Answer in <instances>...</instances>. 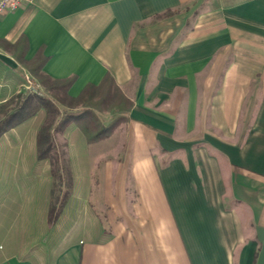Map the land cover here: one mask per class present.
<instances>
[{
  "label": "crops",
  "instance_id": "1",
  "mask_svg": "<svg viewBox=\"0 0 264 264\" xmlns=\"http://www.w3.org/2000/svg\"><path fill=\"white\" fill-rule=\"evenodd\" d=\"M38 56L71 96L110 73L133 105L59 137L53 221L46 109L0 136V264H264V0H33L0 16V103Z\"/></svg>",
  "mask_w": 264,
  "mask_h": 264
},
{
  "label": "trees",
  "instance_id": "2",
  "mask_svg": "<svg viewBox=\"0 0 264 264\" xmlns=\"http://www.w3.org/2000/svg\"><path fill=\"white\" fill-rule=\"evenodd\" d=\"M167 10L162 15H168ZM34 78L42 85L43 94L22 90L0 103V136L9 128L34 115L44 107L47 116L37 135L38 155L49 158L53 178L49 207L50 220H55L64 207L72 188V171L67 154V142L63 138L68 125L76 120L90 142L99 141L111 135L121 123L127 120L126 113L133 101L116 85L108 73L100 85L89 84L78 97L68 90L75 76L53 78L43 70L47 56L27 61ZM101 111H110L112 116L105 121Z\"/></svg>",
  "mask_w": 264,
  "mask_h": 264
},
{
  "label": "built area",
  "instance_id": "3",
  "mask_svg": "<svg viewBox=\"0 0 264 264\" xmlns=\"http://www.w3.org/2000/svg\"><path fill=\"white\" fill-rule=\"evenodd\" d=\"M31 1L33 0H0V16L8 11L17 10ZM23 87L25 90L35 92L39 95L43 94L42 85L30 74L26 75Z\"/></svg>",
  "mask_w": 264,
  "mask_h": 264
}]
</instances>
